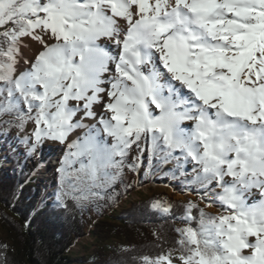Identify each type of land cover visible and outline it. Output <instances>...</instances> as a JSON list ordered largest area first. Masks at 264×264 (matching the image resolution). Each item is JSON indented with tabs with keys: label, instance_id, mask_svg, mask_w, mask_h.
Instances as JSON below:
<instances>
[{
	"label": "snow or ice",
	"instance_id": "1",
	"mask_svg": "<svg viewBox=\"0 0 264 264\" xmlns=\"http://www.w3.org/2000/svg\"><path fill=\"white\" fill-rule=\"evenodd\" d=\"M25 38L40 49L18 71ZM2 116L34 125L29 155L66 144L65 209L103 199L145 152L149 170L192 165L184 184L223 214L188 201L178 248L139 264H264V0H0Z\"/></svg>",
	"mask_w": 264,
	"mask_h": 264
},
{
	"label": "trees",
	"instance_id": "2",
	"mask_svg": "<svg viewBox=\"0 0 264 264\" xmlns=\"http://www.w3.org/2000/svg\"><path fill=\"white\" fill-rule=\"evenodd\" d=\"M11 118L0 117V224L4 234L0 242V264H139L141 256L154 257L178 248L175 228L184 226V222L177 217L183 215V205L188 201L218 215L198 199L175 198L165 192H153L131 200L126 206L118 205L133 188L150 182L169 180V184L181 191L188 189L184 180L191 178V169L186 170L187 177L180 174L171 177L175 161L168 165L154 159L149 170L147 152L140 169L131 172L125 168L121 178L104 190L103 199L84 207L68 201L69 207L65 209L56 199L59 173L56 185L40 197L35 183L29 179L25 161L19 159L12 143L7 145L11 141L9 134L17 129L3 123ZM6 160L7 166L3 164ZM157 200L171 203L172 213L162 215L154 211L151 205ZM91 213L99 217L89 222ZM85 234L93 239L91 250L80 256L72 255L71 245Z\"/></svg>",
	"mask_w": 264,
	"mask_h": 264
},
{
	"label": "rangeland",
	"instance_id": "3",
	"mask_svg": "<svg viewBox=\"0 0 264 264\" xmlns=\"http://www.w3.org/2000/svg\"><path fill=\"white\" fill-rule=\"evenodd\" d=\"M26 39V38H25ZM22 50V51H21ZM20 50V60L18 63V71L24 70L27 66L25 62L27 61L30 63V57L26 54H24V50ZM27 57V58H26ZM28 59V60H27ZM26 60V61H25ZM106 99V98H105ZM102 105H96L94 106V110H96L98 113H100L101 110H104L102 108ZM82 114H78L77 118ZM84 123H89L88 120H85ZM34 125L29 122L25 126V130L21 132L20 130H13L9 134V139L7 141V145L11 146V143L13 144V149L18 153L19 159H22L25 161L27 165V171L29 173V179L30 181H33L36 186V192L39 193L40 197H43L47 191L52 189L56 185V178L58 174V168L60 167V162L64 157L65 151L67 150L66 144L61 145L56 141L51 140H45L44 143L38 148L37 152L33 155L28 154V145H26L23 141V137L25 135H31L32 129ZM85 129H77L76 132H74L70 138L69 141L74 140L77 135H83V132ZM55 146H59V153L52 157V149H54ZM10 153L12 154V148L10 149ZM4 154V151L2 152ZM137 153L135 149L130 153L131 158L133 156H136ZM8 161L6 160L3 164L5 166L8 165ZM171 161L168 163V165H171ZM192 168V165L189 163L185 165V171ZM179 171H175V175H171V177H175L179 175ZM130 176H133V173H129ZM153 192H165L169 195H172L175 198H181V199H198L201 204H205L204 202L200 201V195L198 193H194L188 189L186 190H179L178 188L173 187L171 184H169L168 181H161V182H150L146 183L140 187L133 188L130 192L125 194L118 205L126 206L131 200L138 199L140 197L147 196ZM254 193L259 194L256 190H253L252 196L249 198V203L254 202L255 199H259L258 196H254ZM207 207V206H206ZM209 210L217 213L218 215L223 214V210L216 204L211 205L210 207H207ZM91 219L89 218V222L93 220L94 218H98L99 216L95 213L90 214ZM90 226V225H89ZM4 238L3 231L1 229L0 224V242ZM93 239L89 234H85L82 237L76 239L70 248V253L72 255L80 256L85 254L86 252H89L92 248L91 243ZM174 251V255H175Z\"/></svg>",
	"mask_w": 264,
	"mask_h": 264
},
{
	"label": "bare ground",
	"instance_id": "4",
	"mask_svg": "<svg viewBox=\"0 0 264 264\" xmlns=\"http://www.w3.org/2000/svg\"><path fill=\"white\" fill-rule=\"evenodd\" d=\"M21 49H23L24 50V54H26L28 56V58L30 57V60H32L33 57H34V55L40 49V45L38 43H36L35 41L29 40V39L26 38L25 41H24V44L21 46ZM113 54H115V51L114 50H113ZM19 58H20V56L18 57V60H20ZM25 64L27 66L26 68H28L30 66V63H26L25 62ZM103 112H104V110H101L100 111V113H103ZM59 149H60L59 146H55L54 149H52V152H51L52 153V157H55L59 153ZM254 196H258L259 197V194L254 193Z\"/></svg>",
	"mask_w": 264,
	"mask_h": 264
}]
</instances>
